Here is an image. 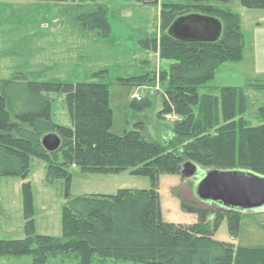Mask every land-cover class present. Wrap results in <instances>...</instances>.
<instances>
[{
  "label": "trees",
  "instance_id": "16d2710c",
  "mask_svg": "<svg viewBox=\"0 0 264 264\" xmlns=\"http://www.w3.org/2000/svg\"><path fill=\"white\" fill-rule=\"evenodd\" d=\"M62 1V0H44ZM156 3L158 0H125ZM213 1L181 0L161 7L160 38L145 40L148 48L160 59L172 60L162 70L166 79L163 109L159 116L175 113L182 116L173 124V135L163 142L145 135L146 123L140 120L135 129L122 135L111 129L113 110L110 107L108 83L100 80L81 82H42L25 75L0 79V177H26L30 161L41 156L48 162L47 177H69V168L80 166L84 171H121L147 174L154 188L121 189L116 194H94L68 197L64 207L63 237L29 234L18 240L0 239V256L32 257L33 264H48L57 257L78 253L79 264L134 262L137 264H264V248H235L233 244L211 237L208 210L183 202L200 214V221L190 226L177 225L162 219L159 195L155 187L165 173L182 174L185 158L208 169H241L264 176V106L255 118H245L255 106L245 88L225 87L221 96L200 94L199 88L213 79L216 69L225 62L243 59L244 35L241 17L231 10L212 4ZM250 9H264V0H240ZM74 20L86 31H96L108 38L112 28L108 8L98 0H76ZM199 13L218 18L223 33L217 42H184L168 33L179 16ZM107 70L95 73L99 78ZM140 77L130 78L134 81ZM128 79H120L126 82ZM152 81H155L154 79ZM254 89L264 91V83ZM66 96L73 127L54 123L50 118L49 92ZM134 105L144 110L149 99ZM196 108L197 111L196 112ZM223 122L220 125V122ZM217 127L215 134L211 131ZM55 133L60 148L48 152L42 139ZM180 146L179 151H174ZM195 162V163H196ZM28 197V196H27ZM29 207V201L27 202ZM1 211V206H0ZM230 216L236 232L239 211ZM31 225V219H29Z\"/></svg>",
  "mask_w": 264,
  "mask_h": 264
},
{
  "label": "rangeland",
  "instance_id": "374dc122",
  "mask_svg": "<svg viewBox=\"0 0 264 264\" xmlns=\"http://www.w3.org/2000/svg\"><path fill=\"white\" fill-rule=\"evenodd\" d=\"M98 2L109 11L112 31L108 38L99 36L96 31H86L76 23L73 19L76 0H0V79H13L18 75L39 82L75 83L98 79L110 85L109 100L113 110L110 131L113 134L122 135L134 130V124L143 120L146 123L145 135L163 142L173 135L174 117L178 115L170 113L171 119L158 115L163 109L167 85L162 70L169 69L173 61L160 59L158 52L148 48L144 41L160 38L163 4L179 3L181 0H158L156 3L125 0ZM212 4L243 14L245 19L240 16L241 23L249 19L247 14H252V11H242L240 0L213 1ZM258 10L264 12V9ZM253 14L256 19L261 16L260 11H253ZM250 19L253 18L250 16ZM243 29V35L251 33L254 23L244 25ZM100 70H107L101 75L105 77L95 76ZM253 72L252 60L228 62L217 71V77L207 84L213 86L212 89L218 85L247 89L255 106L244 116L258 124L255 116L258 109L264 106V91L250 87L262 82V78ZM133 77L141 79L129 80ZM120 79L128 80L121 82ZM203 89L216 97L221 96V90ZM134 94L149 99L151 104L144 110H135L134 105L139 107L142 103L135 102ZM48 95L51 120L73 127L65 94L52 91ZM216 130L217 127L211 133L215 134ZM180 148L178 145L174 151ZM188 160L185 158V161ZM196 163L204 173L208 171V168ZM47 166L45 158L35 156L30 161L25 178L19 175L0 177V239L18 240L32 233L63 237L64 207L68 197L116 194L121 189L154 188L149 175L134 173L130 168L86 172L80 166H72L67 179L53 178L50 181ZM202 176L185 178L182 174L165 173L158 177L155 189L159 195L162 219L184 226L198 223L200 214L188 210L183 202L193 204L208 210L206 221L212 228L211 237L214 240L233 244L238 249L264 248V206L239 211L238 229L233 232L230 222L233 212L218 203L199 198L197 187ZM26 201L30 204L28 208ZM78 256L75 253L67 256L68 259H61L65 260L64 264H79ZM0 264H33V260L29 257L19 260L0 256ZM48 264L61 263L58 260ZM108 264L137 263L108 261Z\"/></svg>",
  "mask_w": 264,
  "mask_h": 264
},
{
  "label": "water",
  "instance_id": "95a60500",
  "mask_svg": "<svg viewBox=\"0 0 264 264\" xmlns=\"http://www.w3.org/2000/svg\"><path fill=\"white\" fill-rule=\"evenodd\" d=\"M223 23L218 18L199 13H190L176 18L168 33L184 42H217L223 33ZM61 138L50 133L43 137L42 144L48 152L61 146ZM185 178L198 177L197 194L201 200L213 201L230 210H254L264 206V176L241 169L210 168L206 173L193 161L182 166Z\"/></svg>",
  "mask_w": 264,
  "mask_h": 264
},
{
  "label": "crops",
  "instance_id": "0c3cea01",
  "mask_svg": "<svg viewBox=\"0 0 264 264\" xmlns=\"http://www.w3.org/2000/svg\"><path fill=\"white\" fill-rule=\"evenodd\" d=\"M241 5V2H240ZM241 9L242 11H252V14H247L249 16V19L245 20L242 24H241V30L244 32L243 26L249 23H254V29H252L251 33L250 32H246L244 37H245V45H244V51H243V59L241 61H245L246 59L252 60V68H253V73H255L256 76H260V78H262V83H264V12H262L263 10H258V9H250V8H246L244 6L241 5ZM253 11H260V18L256 19ZM242 18L243 14H239ZM251 18L253 19H250ZM245 19V18H244ZM240 63V61H238ZM225 62L223 64H221L217 70L215 71V75L213 77V79H215L217 77V71L223 67L224 65H226ZM208 83V82H207ZM204 84L203 86H201L199 88V92L201 94H207L206 90H204L203 88L209 87L211 88L210 90H217L220 91L221 89L225 88V87H236V86H224V87H219L216 86V89H212L213 86H208V84ZM255 85H250V87H254ZM241 88V87H239ZM214 91V92H215ZM205 92V93H204ZM143 97V96H142ZM144 98V97H143ZM8 257V256H7ZM32 258L30 256H26L23 258H16L19 260H22L24 258ZM11 258V257H10ZM58 260L60 261L61 264L65 263V260H62L61 258H55L50 260L48 263H52V262H58Z\"/></svg>",
  "mask_w": 264,
  "mask_h": 264
},
{
  "label": "built area",
  "instance_id": "2783aa9c",
  "mask_svg": "<svg viewBox=\"0 0 264 264\" xmlns=\"http://www.w3.org/2000/svg\"><path fill=\"white\" fill-rule=\"evenodd\" d=\"M133 99H134L135 101H137V102H140V101L143 100V97H142L140 94H134V95H133ZM166 117H167L168 119H171V114H167ZM174 118H175V121H176V120H182V116H180V115H176Z\"/></svg>",
  "mask_w": 264,
  "mask_h": 264
}]
</instances>
